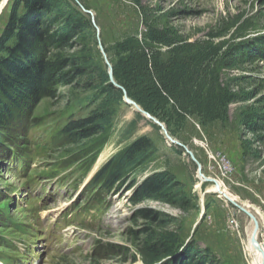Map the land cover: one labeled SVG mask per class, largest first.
<instances>
[{"label": "rangeland", "instance_id": "obj_1", "mask_svg": "<svg viewBox=\"0 0 264 264\" xmlns=\"http://www.w3.org/2000/svg\"><path fill=\"white\" fill-rule=\"evenodd\" d=\"M14 1L9 0L0 16V36ZM78 1L93 12L98 29L95 27L96 39L91 47L104 63L98 37L105 51H109L107 57L111 62L112 48L117 41L144 32L139 9L128 0ZM2 2L0 0V5ZM143 4L166 14L167 17H162V25L173 27L191 41L205 39L210 33L230 27L237 18L238 25L248 23L251 30L246 37L235 40L236 43L264 37V0H143ZM230 31L225 39L231 38L235 28ZM241 76L245 77L241 89L247 94H255V98L232 104L226 123L202 126L198 119L191 118L182 132L171 136L193 152L206 178L221 182L237 197L239 205L250 206V212L260 223L258 241L261 245L262 239L264 244V129L253 135L246 129L244 116L264 112V61L226 71L223 79ZM58 92L57 97L44 100L35 109L30 118L32 127L0 129L1 134L9 133L7 142L0 139L1 152L10 138H20L22 141L18 144L27 146L28 157L32 160L30 166L0 160V205L3 207L0 235H7L19 244L22 236L7 225V218L28 225L33 222V210L46 207L40 212L35 229L45 231L51 217H58L76 228L73 233L62 234L60 249L63 250L59 257L43 253L48 240L43 232L41 241H37L34 248L41 254L38 264H144L142 244L145 235L141 231L145 223L135 219L134 215L138 209L148 207L176 217L178 223L170 230L177 231L185 245L195 242L202 250L210 249L219 264H251L246 246L249 232L254 227L252 219L218 193L209 192L215 183L201 182L197 164L185 155L184 149L170 145L161 130L156 131L146 120L138 121L128 138V124L137 113L126 105L119 109L114 125L105 135L87 143L96 150L83 157L81 149L65 142L59 132L68 120L87 113L86 106L78 103L85 95L66 87H59ZM16 116L23 121V114L16 113ZM141 136L154 140L157 153L146 168L137 173V185L153 172L168 170L184 185L195 206L193 209L185 212L155 201L135 206L129 201L133 190L108 195L100 194L97 189H82L92 173L98 172L112 156ZM102 155L106 159L97 166ZM30 205L33 210L26 212ZM203 208L204 219L196 228ZM0 251L11 253L7 246H1ZM31 257L38 259L34 252Z\"/></svg>", "mask_w": 264, "mask_h": 264}, {"label": "trees", "instance_id": "obj_2", "mask_svg": "<svg viewBox=\"0 0 264 264\" xmlns=\"http://www.w3.org/2000/svg\"><path fill=\"white\" fill-rule=\"evenodd\" d=\"M128 1L139 9L144 32L114 44V78L172 136L182 132L191 118L202 126L226 123L232 104L255 98L241 89L245 77L223 79L226 71L264 61V37L235 41L246 37L250 24L238 25L237 18L230 27L191 41L173 27L163 26L162 17L167 15L160 10L144 5L143 0ZM233 27L234 34L225 39ZM95 39L90 16L74 0H15L0 36V129L32 127L35 109L57 97L59 87L70 88L85 95L78 103L88 111L68 120L60 138L81 149L83 157L90 156L96 148L87 143L105 135L119 109L126 106L123 91L111 83L107 65L91 47ZM78 47L83 48L78 51ZM16 113L24 115L22 122ZM141 120L146 119L137 113L128 124V138ZM244 122L248 131L258 134L264 129V112L245 114ZM7 134L0 133V139L7 142ZM19 140L10 138L0 151L1 161L28 160V148L20 146ZM156 153L154 140L141 136L112 156L86 188L108 195L133 190L129 201L135 206L155 201L185 212L193 209L184 185L168 170L153 172L137 185V173ZM134 217L145 223L141 231L144 264H219L210 249L202 250L195 242L185 245L179 233L170 230L178 223L176 217L148 207L138 209Z\"/></svg>", "mask_w": 264, "mask_h": 264}, {"label": "water", "instance_id": "obj_3", "mask_svg": "<svg viewBox=\"0 0 264 264\" xmlns=\"http://www.w3.org/2000/svg\"><path fill=\"white\" fill-rule=\"evenodd\" d=\"M76 2V4L81 8V10L89 15L91 17V20H92V23L94 25V27H96L95 25V21H94V15H93V12L90 11V10H87L83 5L80 4V2L78 0H74ZM8 2L5 3V5L7 4ZM4 5V6H5ZM4 6L1 8L0 12L2 11V9L4 8ZM1 16V15H0ZM97 28V27H96ZM98 29V28H97ZM99 32V30H98ZM99 35V34H98ZM98 47H99V50L104 58V61H105V64L107 65V68H108V74H109V77H110V81L111 83L121 89L124 93V102L126 103V105L132 107V108H135V112L140 114L141 116H143L147 121H150L152 122L154 125H156L157 127L160 128L161 130V134L166 138L167 142L172 145V146H177L181 149H184L185 150V155H189L192 160L197 164L198 166V171H199V177L200 175L203 176L204 180L200 179L204 182H214L216 186H218V182L215 181V180H212L210 178H206L201 170H202V166L200 165V163L197 161V159L195 158L193 152H191L189 150L188 147H186L185 145H183L180 141L176 140L175 138H173L171 136V134L169 133L167 127L165 124H163L162 122H160L157 118H155L154 116H152L150 113L146 112L144 109L141 108V106H139L134 100H132L131 98L128 97L127 95V92L126 90L120 86L116 81H115V78H114V74H113V65L112 63L109 61L108 57H107V52L105 51L104 47L102 46L101 44V41H100V38L98 37ZM94 175V173H93ZM149 176V175H148ZM148 176H146L145 178H147ZM93 176H91L92 178ZM144 178V179H145ZM143 179V180H144ZM230 202L236 206L237 208H239L241 211H243L244 213H246L253 221L254 223V230H253V242L256 243L257 242V234L259 233L260 231V223L257 219V217L252 213L250 212L249 210H246L244 207H242L241 205H239L238 203L230 200ZM204 216H205V208H203V212H202V218L201 220L197 223V226L196 228L202 223L203 219H204Z\"/></svg>", "mask_w": 264, "mask_h": 264}, {"label": "bare ground", "instance_id": "obj_4", "mask_svg": "<svg viewBox=\"0 0 264 264\" xmlns=\"http://www.w3.org/2000/svg\"><path fill=\"white\" fill-rule=\"evenodd\" d=\"M6 2H9V0H3V2L0 5V10L5 5ZM5 7H6V5L4 6L3 9H5ZM3 9L0 12V15L3 12ZM133 109L135 111V108H133ZM105 159H106V156L105 155H102L99 158L98 162H97V166H99L101 163H103ZM200 177H201L202 180H204L203 176L200 175ZM202 180H201V182H202ZM209 192L218 193L220 197L226 199L229 202H230V200H232V201H234L236 203L238 202L236 200L237 197L234 196L233 194H231L229 191H227L221 182H218V186L212 185L209 188ZM241 206L244 207L246 210H249L250 209V206L249 205L243 204ZM253 225H254V223H253ZM253 230H254V227L249 232L248 243H247L246 249H247V251L251 255V258H252L251 264H264V249H263V247L260 245V243L258 241V236H259L260 231H259V233L257 234V237H256L257 238V242L254 243L253 242Z\"/></svg>", "mask_w": 264, "mask_h": 264}, {"label": "built area", "instance_id": "obj_5", "mask_svg": "<svg viewBox=\"0 0 264 264\" xmlns=\"http://www.w3.org/2000/svg\"><path fill=\"white\" fill-rule=\"evenodd\" d=\"M222 160H224V159H222ZM260 236H262V235H260ZM263 238V237H262ZM261 245H263V247H264V244H263V239H262V243H261Z\"/></svg>", "mask_w": 264, "mask_h": 264}]
</instances>
